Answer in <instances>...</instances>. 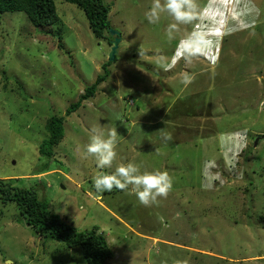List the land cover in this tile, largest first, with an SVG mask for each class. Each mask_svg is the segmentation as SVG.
<instances>
[{
	"label": "rangeland",
	"instance_id": "rangeland-1",
	"mask_svg": "<svg viewBox=\"0 0 264 264\" xmlns=\"http://www.w3.org/2000/svg\"><path fill=\"white\" fill-rule=\"evenodd\" d=\"M104 1L122 42L107 81L68 117L105 75L111 33L96 37L63 0L44 32L25 13L0 14V180L46 198L80 232L98 227L110 264H264V0H195L187 22L161 11L155 24L145 16L154 0ZM54 116L65 135L46 157ZM93 126L117 129L110 168L86 151ZM129 162L167 172L168 197L144 206L97 193L93 177ZM19 216L0 196V264H84Z\"/></svg>",
	"mask_w": 264,
	"mask_h": 264
},
{
	"label": "trees",
	"instance_id": "trees-1",
	"mask_svg": "<svg viewBox=\"0 0 264 264\" xmlns=\"http://www.w3.org/2000/svg\"><path fill=\"white\" fill-rule=\"evenodd\" d=\"M63 1L82 8L96 37L106 39L105 32H109L111 28L109 23L111 8L104 0ZM12 12L25 13L35 27L43 28V32L45 31L44 28L59 23L55 0H0V14ZM59 35V39H61L62 36L61 34ZM108 39L113 46L114 38L110 35ZM59 46L62 47L61 45ZM110 65H112L111 61L104 66L105 75H98L95 83L87 86L84 94L79 97V100L68 108L66 111L67 117L77 112L83 106L85 100L93 98L96 95L99 86L106 82L111 74L107 67ZM64 119L65 117L54 116L48 120L50 139L42 143L40 147L41 155L46 157L53 156V148L63 140L65 135ZM18 180L10 179L6 181L12 182ZM1 183L5 185L4 189L0 188L1 200L4 203L12 202L16 205L20 213L18 221H25L38 236L50 238L58 242V244L60 243L57 251L64 249L63 254H68L72 251L75 257L79 258L78 254L75 253V250H79L82 253L84 264L111 263V260H113L112 250L105 237L99 233L98 227L80 232L76 227L68 223L67 225L66 221L59 215L51 212L48 200L46 198L39 199L35 191L12 187L10 183L0 180ZM0 253H2L1 245Z\"/></svg>",
	"mask_w": 264,
	"mask_h": 264
},
{
	"label": "clouds",
	"instance_id": "clouds-1",
	"mask_svg": "<svg viewBox=\"0 0 264 264\" xmlns=\"http://www.w3.org/2000/svg\"><path fill=\"white\" fill-rule=\"evenodd\" d=\"M194 8L195 0H164L163 5L161 0H154L151 9L145 13V16L149 23L155 24L160 19V12L167 11L175 21L183 23L189 20ZM172 27V25L169 26V39H171ZM260 106L264 108V102H261ZM159 131L162 132V139L165 142L172 140V136L164 132L163 129ZM91 132L90 142L86 149L87 153L96 158L99 168L112 167L117 156V129H110L105 134L102 128L93 126ZM156 151L158 152L159 150L157 149ZM93 186L97 193L111 192L116 189L134 194L140 204L151 206L157 204L159 198L166 199L172 190L173 184L167 172L158 170L141 172L139 165L129 162L116 167L111 174L93 177ZM204 186L209 187L210 184Z\"/></svg>",
	"mask_w": 264,
	"mask_h": 264
},
{
	"label": "water",
	"instance_id": "water-1",
	"mask_svg": "<svg viewBox=\"0 0 264 264\" xmlns=\"http://www.w3.org/2000/svg\"><path fill=\"white\" fill-rule=\"evenodd\" d=\"M109 32L111 33L110 35L114 38L113 39V46H112V50H111L109 58H110L111 62H114L116 59V55L118 53L120 43L122 41V35L119 32H117L116 30H112V29H109Z\"/></svg>",
	"mask_w": 264,
	"mask_h": 264
}]
</instances>
